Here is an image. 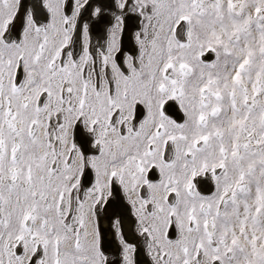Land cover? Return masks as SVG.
Listing matches in <instances>:
<instances>
[{
	"label": "snow or ice",
	"instance_id": "1",
	"mask_svg": "<svg viewBox=\"0 0 264 264\" xmlns=\"http://www.w3.org/2000/svg\"><path fill=\"white\" fill-rule=\"evenodd\" d=\"M0 264H264V0H0Z\"/></svg>",
	"mask_w": 264,
	"mask_h": 264
},
{
	"label": "bare ground",
	"instance_id": "2",
	"mask_svg": "<svg viewBox=\"0 0 264 264\" xmlns=\"http://www.w3.org/2000/svg\"><path fill=\"white\" fill-rule=\"evenodd\" d=\"M104 27H105V25H103V24L100 25L101 30H103ZM114 211L117 213V215H119L120 209L118 207L110 208L109 214H111ZM127 215L129 217V220H127L124 224V232H125L126 236L131 238L132 236L135 235V225H134V223L131 222L130 210H129ZM112 218L115 219V217H112ZM101 227L105 231L107 238L112 239L113 237H112L111 221L108 218V216H104L102 218ZM144 258L146 259V256Z\"/></svg>",
	"mask_w": 264,
	"mask_h": 264
}]
</instances>
